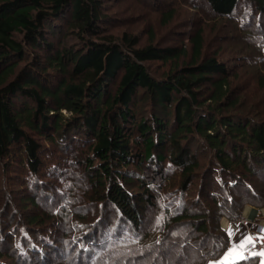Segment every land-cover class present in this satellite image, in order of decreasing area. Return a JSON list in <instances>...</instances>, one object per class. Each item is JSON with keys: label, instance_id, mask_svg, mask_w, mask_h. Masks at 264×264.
Wrapping results in <instances>:
<instances>
[{"label": "trees", "instance_id": "obj_1", "mask_svg": "<svg viewBox=\"0 0 264 264\" xmlns=\"http://www.w3.org/2000/svg\"><path fill=\"white\" fill-rule=\"evenodd\" d=\"M175 1L183 6L197 0ZM200 1L213 13L216 26L207 31L203 23L189 25L178 44L165 46L158 43L153 27L148 33L143 30L145 39L141 31L109 30L117 15L105 13L106 0H0V171L16 162L21 172L28 170L38 180L47 146L72 154L81 141L85 147L73 162L91 180L82 196L89 193L92 207L112 205L127 227L139 221L134 207L138 191L147 195L155 189L154 182L143 181L148 168L170 183L176 180L166 171H175L181 195L169 203L173 209H163L166 218L160 229L165 242L180 245L182 251L179 260L165 264H215L230 244L224 218L230 223L243 216L246 205L264 211V196L252 182L264 171V107L259 101L264 96V34L253 45L249 27L253 15L248 13L249 4L262 16L264 0ZM176 7L162 12L161 28L183 27L181 16L175 17ZM223 22L229 23L237 43L225 51L224 39L216 40L218 46L212 44L210 51L208 35L221 38ZM242 57L249 63L230 65ZM245 67H253V72ZM198 178H205L199 196H190L191 205L183 203L181 198ZM239 186L250 194L242 203L233 196ZM223 193L225 199L218 201ZM205 195L214 206L195 211L192 205L199 206ZM51 199L53 205L63 202ZM28 202L37 206L34 197ZM8 205L2 213L12 210ZM59 207L57 215L55 207L44 208L42 214L28 213L27 224L42 229V218L56 216L62 225L70 213L65 205ZM19 215H14L17 222ZM75 220L86 218L77 214ZM37 238V245L59 249L50 236ZM100 238L101 244L109 241L103 232ZM32 249L40 264L64 260V253L52 259ZM153 251L157 260L150 261L149 252L135 255L146 264H157ZM110 254L93 263L95 254L87 253L85 260L67 264H98L102 259L115 264L113 259L123 262L129 253ZM34 259L28 255L24 264H33ZM236 264L260 261L252 257Z\"/></svg>", "mask_w": 264, "mask_h": 264}, {"label": "rangeland", "instance_id": "obj_2", "mask_svg": "<svg viewBox=\"0 0 264 264\" xmlns=\"http://www.w3.org/2000/svg\"><path fill=\"white\" fill-rule=\"evenodd\" d=\"M105 3V13L117 15L116 22L111 26L109 25V30L116 29L117 33H120L127 29L133 32L141 31L142 34L143 30L146 31L144 33H148V28L153 27L157 33L158 43H162L165 46L178 44L179 39L184 35V32H187L189 25L194 26L195 24L200 25L203 23L206 25L205 27L207 31H212V26L214 25L213 13L207 4L200 0L195 2L190 1V4L183 6L175 0H106ZM174 4L177 5L175 17L178 19L181 16L179 19L182 22L181 26L183 27L176 25L171 28L168 26L161 28L159 26L160 15ZM194 4L201 6L203 11L197 9V7L195 8ZM248 10H250L248 13L251 16L253 15V20L251 19L253 23L249 26L250 31L252 32L251 34L254 36L253 40L256 42V44L253 43V45H257V40L260 38L259 35L262 33L264 34V14L261 16V12L258 11L255 6L249 4ZM260 19L262 29L259 27ZM228 24V22L219 24L224 27L221 38L214 39L211 34L208 35L207 47L210 51L212 49V44L214 45V48L218 46L216 40L220 41L224 39L222 45L226 48L225 51H227L228 47L233 45L234 42L237 43V41L233 40L235 34L232 31L231 26ZM215 26L216 25H214V27ZM144 33L142 35L145 39L148 35L144 36ZM227 57L229 58V56ZM246 63H249V60L242 57L241 59L239 58L238 60L231 61L230 65H237L240 67ZM155 65H157V63ZM252 68L253 67H245V70L250 73L253 72ZM249 88L251 90L253 84H250L249 87H247L245 90L246 94H248L247 92ZM259 101L261 107H264V96H262ZM66 114L69 115V113ZM76 146L77 149H74L76 151L73 150L72 154H64L61 150H56V147L54 146H47L42 154L43 166L38 173V180L35 175L30 174L28 170L21 172V168L16 165V162H14V164H12L13 162L11 163L10 166L12 167L10 169H8L10 166H6L0 171V207L2 208L0 210V217L3 216L4 218H2V220L0 218V250L5 254L4 256H1L0 264H24L23 259L28 255L35 258L33 264H40L39 256H37L38 258L34 256L36 254H34V251L31 252V250H33L32 248L41 251L39 254H42L43 257L48 256L52 259H56L64 253V260L57 262L58 264H67L68 260L75 261L77 258L85 260L87 253L95 254L92 259L93 263L101 257H109L110 253H118L117 255L121 253H129L123 258V262H119L118 259H113V261H115V264H131L132 262L146 264L143 260L144 258L137 260L140 255H135V253L141 254L149 252L150 254L152 250H154L152 253H156V257L158 258L157 264H165L166 261L170 259L179 260L182 251L181 246L174 244V242H171L170 245L166 243L164 240L163 228L160 229L161 224L166 218L163 209L168 206L173 209L175 206L173 207L169 203H171V201L174 202L176 197H178L179 194L181 195V192L178 191L179 185L176 184L177 187L175 185L176 181L179 180L178 176L175 174L176 172L171 170L166 171L169 174H172L171 177L174 176V179L176 180L174 183H170L163 181L162 178L160 179L159 177L154 176V170L148 168V173L144 175L145 177L143 178V181L154 182L153 186L155 189L150 191L147 195H142L143 190L138 191L139 194H137L138 197L135 199L134 207L138 211L139 221L136 225L127 227L124 223L120 222V218L117 216L118 213L114 211L112 205H106L103 208L101 207V209L98 207H92L90 206L89 193H87L88 196L86 194H84V197L82 196L81 190L91 188V180L90 176L86 174L85 169L80 164L78 165L77 162H73L75 161V155L85 147L82 146L81 141L77 142ZM201 159L203 161L205 158L201 157ZM145 165H147V163ZM261 175L254 178L252 177V182L258 195L264 196V193L262 192L264 190V171ZM22 177H24L26 185L23 184ZM228 178L229 177L224 178V180L227 181ZM204 180L205 178H203V180L198 178L194 184L189 187L188 193L181 198L183 203H189V205H191L189 199L190 196L192 194L199 196V190L202 186L201 184L204 183ZM43 182L44 184L42 185ZM226 187L228 188L229 186L227 185ZM237 189L238 191L236 190L235 193H233L234 200L242 203L245 199H250L248 198L250 194L248 193L247 188L239 186ZM213 190H218V188ZM226 195L224 193L221 194L218 201H223ZM29 197L35 198V201L37 202L36 207L29 206L31 205L28 202ZM51 197H54V200L61 198L63 199V202L53 205ZM176 201L177 200H175V202ZM191 201L193 200L191 199ZM7 204H9L8 206H10L12 210L9 211L8 214H5L6 211L2 213ZM64 205L66 206L64 207V209H66L65 212L68 214L70 213V218L69 220H65L62 225L60 224L61 218L56 216L51 220L46 219V217L42 218L44 220L42 229L36 228V230H33V227H30L27 224L26 216L28 213L35 214L37 212L42 214L44 213V208L50 211L49 208L52 210L55 207L52 211L53 215H57L58 212L62 211V208L59 206ZM212 206L214 205H212L210 196L207 195L204 197V202L199 206L195 207L192 205L195 211L204 208L210 209ZM48 211L46 212L49 213ZM15 213H20L19 218L21 220L19 219L18 222L17 219H14ZM77 214H82V217L86 218V221H76L75 217ZM161 217H163V220L158 223V220H160ZM238 217L239 218L235 220L244 218L247 222L246 225L241 224L235 231L231 228L234 234L240 233L241 230L243 231L246 227L250 230L253 226L262 223L261 221H264V211L261 213V209L246 205L243 210V216L240 215ZM19 222H21L20 225H18ZM232 222L233 221L228 223L226 218L222 221L223 226L228 227L227 234ZM81 224L91 225L93 228L92 231H90L91 233L89 232L90 229H82L80 226ZM38 229L41 231L39 232ZM16 230L19 233L17 236L15 234ZM102 232L104 233V236L108 235L109 237V241L107 240L108 242L106 244L104 243L105 245L101 244V242L99 243L101 240L100 237H102ZM99 233H101V236H98ZM250 233L249 236L253 237L255 235L253 234V231ZM43 235L50 236L55 243L54 245L59 247L56 252L51 246L48 248L46 245H40V247L36 244L37 239H39L37 237H42ZM142 235L144 236L142 237ZM145 236H148L146 241L143 240ZM116 237H118V240H116ZM232 238L233 236L231 238L229 237L230 244L226 249V255L230 245L236 244L235 241L231 244ZM54 245L52 244V246ZM148 247L149 249L146 250L141 249ZM251 247L252 245H249L245 249H251ZM62 249L63 251L60 252ZM225 253L217 259L219 263L223 261V255ZM150 257V261L157 260L154 258L155 256L152 257L151 254ZM108 260L102 259L98 264H111V261Z\"/></svg>", "mask_w": 264, "mask_h": 264}, {"label": "snow or ice", "instance_id": "obj_3", "mask_svg": "<svg viewBox=\"0 0 264 264\" xmlns=\"http://www.w3.org/2000/svg\"><path fill=\"white\" fill-rule=\"evenodd\" d=\"M163 220V217L158 220L160 223ZM233 231L230 228L228 231V236L231 238L233 236ZM253 237L245 236L244 239L240 240L237 244H233L231 248H229L227 255L224 260L220 262V264H236L237 261L244 259V250L247 246L253 245ZM261 241H264V236L258 237ZM259 255L260 257H264V251L259 253H252V256L255 257ZM261 264H264V259L261 260Z\"/></svg>", "mask_w": 264, "mask_h": 264}, {"label": "built area", "instance_id": "obj_4", "mask_svg": "<svg viewBox=\"0 0 264 264\" xmlns=\"http://www.w3.org/2000/svg\"><path fill=\"white\" fill-rule=\"evenodd\" d=\"M242 218V217H241ZM246 219L242 218L239 220H235L230 224V228L233 229V231L236 230V228H238L241 224L246 225ZM255 235L253 236V245L251 247V249H245L244 250V258L248 259L252 256V253H259L261 251H264V241H261L260 239H258V237L264 236V231H262L261 233H254ZM237 244V243H236ZM259 258H261V260L263 259V257H260L259 255H257ZM218 261L216 260L215 263H217Z\"/></svg>", "mask_w": 264, "mask_h": 264}, {"label": "crops", "instance_id": "obj_5", "mask_svg": "<svg viewBox=\"0 0 264 264\" xmlns=\"http://www.w3.org/2000/svg\"><path fill=\"white\" fill-rule=\"evenodd\" d=\"M262 223H259L258 225L256 226H253L250 230L247 229V227L240 233H236V234H233V238H232V243H238L240 240L244 239L245 236H249V234H251L250 232L253 231V234L254 233H261L262 231H264V221H261ZM228 229V228H227ZM232 247V245H230V248Z\"/></svg>", "mask_w": 264, "mask_h": 264}]
</instances>
